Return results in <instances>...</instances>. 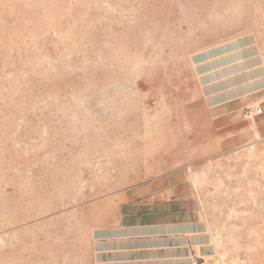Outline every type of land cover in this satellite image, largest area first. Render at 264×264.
I'll use <instances>...</instances> for the list:
<instances>
[{
    "label": "rangeland",
    "instance_id": "rangeland-1",
    "mask_svg": "<svg viewBox=\"0 0 264 264\" xmlns=\"http://www.w3.org/2000/svg\"><path fill=\"white\" fill-rule=\"evenodd\" d=\"M127 200L264 264V0H0V264H91Z\"/></svg>",
    "mask_w": 264,
    "mask_h": 264
},
{
    "label": "crops",
    "instance_id": "crops-1",
    "mask_svg": "<svg viewBox=\"0 0 264 264\" xmlns=\"http://www.w3.org/2000/svg\"><path fill=\"white\" fill-rule=\"evenodd\" d=\"M117 219L91 233V264H193L207 253L209 237L198 222L174 208L135 211L131 200ZM152 202H141L151 204Z\"/></svg>",
    "mask_w": 264,
    "mask_h": 264
}]
</instances>
